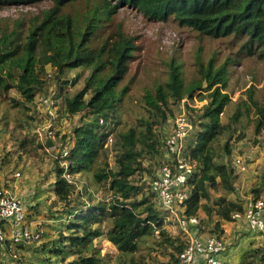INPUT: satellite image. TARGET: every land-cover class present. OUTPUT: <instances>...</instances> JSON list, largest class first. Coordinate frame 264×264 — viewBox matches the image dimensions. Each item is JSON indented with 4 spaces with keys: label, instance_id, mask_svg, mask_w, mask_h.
<instances>
[{
    "label": "trees",
    "instance_id": "obj_1",
    "mask_svg": "<svg viewBox=\"0 0 264 264\" xmlns=\"http://www.w3.org/2000/svg\"><path fill=\"white\" fill-rule=\"evenodd\" d=\"M43 3L50 7L39 15L11 22L0 18V96L25 116L21 126L27 134L20 143L25 150L32 144L47 148L30 122L36 119L28 106H34L36 98L53 85L63 96L65 113L83 118L74 127L69 143L66 136L60 138L57 163L61 159L67 168L57 166L54 192L64 204L68 234L62 233L61 240L68 242L69 250L66 253L56 246L49 250L57 256L75 257L69 261L61 257L57 264H104L106 259L93 244L102 236L121 253V264H148L129 255L136 254L141 242L157 234V244L172 250L167 264H177L188 238L183 230L181 238L170 236L165 222L177 221L167 219L170 213L162 207L151 184L164 165L178 171V159L166 152L172 133L164 139L157 128L175 116L184 98L193 99L198 91L200 101L207 103L198 109L189 107L187 114L191 130L181 152L195 166L184 184L189 198L178 205L180 216L198 217L204 210L207 223L214 226L210 235L219 237L224 231L222 223L234 220H241L254 232L244 218L233 217L245 211L248 199L240 202L228 197L236 192L238 174L220 159L221 153L227 159L232 157L231 137L225 134L242 119L252 116L255 134L264 133V95L258 96L260 90L255 84L241 94L234 112L223 121L232 102L228 89L233 64L250 60L264 63V0H0V10ZM127 7L153 21L173 18L179 26L202 36L226 38L231 48L238 50L236 57L229 55L218 64L213 56L205 63L198 52V76L189 83L183 64L173 58L168 63L167 79L143 95L146 112L130 124L123 105L131 86L125 80L141 46L138 37L130 35L121 23L114 24L118 12ZM79 68L82 72L75 78L67 77L68 71ZM87 72L83 88L68 97L69 88ZM66 173L86 178L90 184L85 186L87 201L75 198L76 183L67 179ZM92 186L104 187L110 200L93 203ZM212 191L222 195L213 199ZM202 228L201 220L192 226L193 232L201 233ZM7 248L13 251L11 245ZM253 256L264 264L262 249L255 250Z\"/></svg>",
    "mask_w": 264,
    "mask_h": 264
},
{
    "label": "rangeland",
    "instance_id": "obj_2",
    "mask_svg": "<svg viewBox=\"0 0 264 264\" xmlns=\"http://www.w3.org/2000/svg\"><path fill=\"white\" fill-rule=\"evenodd\" d=\"M50 4L43 3L40 6H11L0 10V18L14 21L39 15L48 9ZM121 23L124 29L132 36L138 37V44L141 51L138 58L134 59L130 65L128 77L125 83L131 86V92L123 105L125 108V119L132 123L136 116L146 112V101L143 98L146 90H153L156 84L167 79L168 63L175 58L183 64L184 78L187 83L198 76L197 55L207 63L213 56L217 57L218 64L223 63L230 55L236 57V48H231L229 40L212 39L202 36L193 29L179 26L173 18L165 21H153L142 12L127 7L121 9L114 24ZM114 28L113 26L111 27ZM201 50V51H200ZM232 77L228 93L232 102L227 107L223 115V121H227L236 107L237 101L252 84L260 90L258 96L264 95V63L250 60L242 63H235L232 66ZM82 69H74L67 72L69 79L75 78ZM85 76L68 90V97H72L84 86ZM51 77L49 76V79ZM200 91L196 92L195 99H188L185 107L178 105L175 116L166 123L158 126L166 139L174 130L175 117L183 110L190 113L189 107L198 109L201 106L199 101ZM198 96V97H197ZM50 99L51 104H44V99ZM63 96L59 87L53 85L48 91L41 93L35 105L28 106L29 113H34L35 121L30 120L36 126V135L42 132L47 136V131L52 129L56 134L57 149L38 148L37 144L29 145L26 150L21 147V139L27 134L23 123L25 116L18 108H14L5 96H0V193L11 192L23 203L27 225L32 230H43L42 239L30 244H22L16 250L10 251L7 247L11 245L8 236L7 243L0 244V264H50L59 263L61 257L67 261L75 256L69 254L57 256L49 249L61 247L64 251L69 250L68 242L61 240V234L67 235L65 228L64 204H62L54 192V183L57 180V166L67 168L63 160H59L62 145V136H66V143H69L75 126L81 123V115H68L63 108ZM252 116L242 119L239 125H235L230 133L225 137H231L232 157L227 159L221 153V161L229 163L234 167L238 178L236 192L228 195L236 201H246L249 198H260L264 200V133L256 135L252 122ZM196 131L194 126L193 133ZM59 134V135H58ZM32 134H29L31 137ZM45 143V142H44ZM110 145L112 141L110 139ZM242 160V165L246 164L245 170H240L236 165L237 159ZM66 178L76 183L75 198L87 201L85 192L86 178L80 179L79 175L72 176L66 173ZM90 191L94 195L93 203L98 201H108L111 198L105 188L92 186ZM221 192L212 191L213 199L221 196ZM204 210L199 212L198 220L202 221L201 235L213 234V225L207 223ZM216 221L218 219H215ZM165 228L173 239L183 237L182 231L177 224L165 222ZM223 232L221 237L227 244V252L231 254L229 264H261L254 257V251L262 249L264 251V232L250 231L246 223L241 220L222 223ZM106 229V228H105ZM216 234V233H215ZM219 234V233H218ZM156 241H160L157 234L154 237L146 238L140 243L139 251L129 257L144 260L148 264H167L170 261L171 249L165 250ZM97 252L106 259L104 264H121V253L111 244L106 236L97 238L93 242ZM46 245V246H44ZM16 258H15V257ZM16 259V260H15ZM19 259V260H18Z\"/></svg>",
    "mask_w": 264,
    "mask_h": 264
},
{
    "label": "built area",
    "instance_id": "obj_3",
    "mask_svg": "<svg viewBox=\"0 0 264 264\" xmlns=\"http://www.w3.org/2000/svg\"><path fill=\"white\" fill-rule=\"evenodd\" d=\"M201 92V91H200ZM198 97V96H197ZM196 96L193 98L195 99ZM199 98V97H198ZM189 98L182 100L185 107ZM200 101V98H199ZM207 100L200 101L199 106H203ZM44 104H51L50 99H44ZM191 130L187 111L183 110L177 115L174 130L167 139V155H175L178 159V171L170 165H164L157 178L152 181V189L157 193L162 207L169 211L168 220H176L180 230L187 235V245L179 254L177 264H229L227 244L222 237L217 235H201L193 232L192 226L200 224L199 218L191 216L183 218L180 216L178 205L185 203L189 198V192L184 184L187 182L188 174L192 173L195 164L182 156V147L185 138ZM42 132L40 137L42 138ZM47 136L56 141L57 134L53 130L47 131ZM56 143V142H55ZM57 149L55 145L52 149ZM68 153L65 148L64 156ZM242 160H236V165L240 170H245ZM234 219L244 218L250 228L254 231L264 232V200L248 199L243 213H234ZM44 234L43 230H32L27 225L26 213L23 203L11 192L0 193V242L5 243L10 238L11 247L15 249L17 245L30 244L39 241Z\"/></svg>",
    "mask_w": 264,
    "mask_h": 264
},
{
    "label": "water",
    "instance_id": "obj_4",
    "mask_svg": "<svg viewBox=\"0 0 264 264\" xmlns=\"http://www.w3.org/2000/svg\"><path fill=\"white\" fill-rule=\"evenodd\" d=\"M44 142L47 148H53L56 145L54 140L48 136H44Z\"/></svg>",
    "mask_w": 264,
    "mask_h": 264
},
{
    "label": "crops",
    "instance_id": "obj_5",
    "mask_svg": "<svg viewBox=\"0 0 264 264\" xmlns=\"http://www.w3.org/2000/svg\"><path fill=\"white\" fill-rule=\"evenodd\" d=\"M230 258H231V254H230V256H229V261H230Z\"/></svg>",
    "mask_w": 264,
    "mask_h": 264
}]
</instances>
